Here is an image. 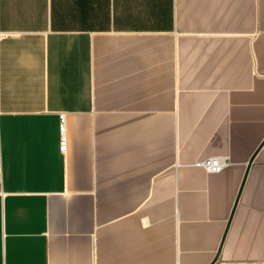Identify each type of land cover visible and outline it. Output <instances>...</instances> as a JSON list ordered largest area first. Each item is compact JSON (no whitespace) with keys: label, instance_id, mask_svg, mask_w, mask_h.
<instances>
[{"label":"crops","instance_id":"obj_1","mask_svg":"<svg viewBox=\"0 0 264 264\" xmlns=\"http://www.w3.org/2000/svg\"><path fill=\"white\" fill-rule=\"evenodd\" d=\"M263 142L264 0H0V264H264Z\"/></svg>","mask_w":264,"mask_h":264},{"label":"built area","instance_id":"obj_2","mask_svg":"<svg viewBox=\"0 0 264 264\" xmlns=\"http://www.w3.org/2000/svg\"><path fill=\"white\" fill-rule=\"evenodd\" d=\"M68 146L66 115L60 114V150L65 152ZM197 165L205 168L209 172H219L228 165V160L221 157H210L197 161Z\"/></svg>","mask_w":264,"mask_h":264},{"label":"water","instance_id":"obj_3","mask_svg":"<svg viewBox=\"0 0 264 264\" xmlns=\"http://www.w3.org/2000/svg\"><path fill=\"white\" fill-rule=\"evenodd\" d=\"M264 143V142H263ZM252 160H253V158L250 160V164H249V167H250V165H251V162H252ZM249 167H248V169H249Z\"/></svg>","mask_w":264,"mask_h":264}]
</instances>
